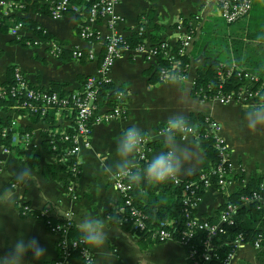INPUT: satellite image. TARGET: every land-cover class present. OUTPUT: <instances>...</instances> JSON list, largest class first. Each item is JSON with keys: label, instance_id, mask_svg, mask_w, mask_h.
<instances>
[{"label": "crops", "instance_id": "1", "mask_svg": "<svg viewBox=\"0 0 264 264\" xmlns=\"http://www.w3.org/2000/svg\"><path fill=\"white\" fill-rule=\"evenodd\" d=\"M252 9L257 13L264 11V0H254ZM82 10L83 6L72 3L69 12L73 13H68L59 20L26 10L7 14L5 19L15 15L35 22L52 40L63 47V52L56 56L47 41H41L36 46H21L16 44V40L9 33H0V83L6 81L10 68L19 67L28 84L43 91H48L52 85L64 86L66 93L80 91L82 81L96 75L105 52L104 39L110 33L107 20L102 19L94 26L100 39L96 42L80 39L79 26L86 18ZM116 14L121 22L115 31L125 39L140 29H144L149 37L150 25H157L163 30L161 42H167L171 49H174L179 41L177 22L183 20L187 24L198 15L196 37L187 50L190 54L187 75L176 84L165 82L152 85L147 72L154 68L155 64L154 61H148L144 54L126 51L115 61L109 78L115 88L123 90V117L92 128L90 148L82 150L78 158L80 174L75 185L76 200L64 189L66 175L60 171L62 165L57 164L55 158L44 148V124L28 118L17 119L16 130L30 129L34 134L33 142L20 156H5L0 146V191L13 185L14 173L21 167L32 169L38 186H22L17 193L14 207H0V255L7 253V246L12 238L23 233L26 238H37L47 249L45 260L39 264H53L58 257L57 245L60 237L35 217L43 209L49 210V217L54 222L69 215L76 235V223L84 214L102 217L116 214L121 195L113 185L115 173H109L106 168L118 159L115 152L118 138L125 129L133 125L139 127L154 142L148 154L149 160L153 154L162 150L163 135H158L157 131L167 126L171 117L183 115L187 119L190 116H203L218 123L219 133L228 147L232 166L229 185L224 191L213 188L205 190L196 207L198 219L214 218L219 208L226 203V198L252 180L260 179L264 187V130L250 133L243 126L244 114L250 108L238 104H222L218 101H203L193 92L197 71L207 61L212 59L235 64L232 44L234 41H246L244 36L247 25L240 26L248 21L239 24L232 32V26L240 22L232 25L225 23L221 28L226 29V35L217 37L219 35L215 29L216 20L220 18L217 17L214 3L206 0H120L116 6ZM24 37L33 39L30 35ZM145 45L151 46L149 39ZM252 46L261 49L259 54L264 55V40L252 42ZM74 50L85 53L92 50L95 57L90 61H78L71 55ZM105 111L107 108H102L100 114ZM14 118L11 113L9 120ZM5 120L6 116L0 108V127L4 126ZM55 120L60 126H69L60 117H55ZM187 142L192 144L194 151L192 159L176 179L180 182L200 175L211 165L198 143L192 139ZM30 158H35L36 167H30ZM130 159L134 171L142 170L147 164L137 161L135 154ZM164 183L166 182L142 181L135 184L139 203L145 204L150 195H160L161 204L158 206L168 205L170 197L161 192V185ZM41 189L48 197L47 201H42L39 197L38 192ZM22 205L30 207L31 215H22ZM58 209L63 212L59 214ZM90 252L95 264H187L186 252L179 243L169 240L162 244H151L148 240L136 237L132 230L122 227L110 228L104 249ZM262 253L264 249L243 245L235 251L229 264H264V257L260 256ZM26 259L29 264H36L30 256ZM66 264L83 263L75 255Z\"/></svg>", "mask_w": 264, "mask_h": 264}, {"label": "built area", "instance_id": "2", "mask_svg": "<svg viewBox=\"0 0 264 264\" xmlns=\"http://www.w3.org/2000/svg\"><path fill=\"white\" fill-rule=\"evenodd\" d=\"M72 0H38L40 5L47 6L49 11V17L53 20L62 19L72 8ZM87 1V0H85ZM120 0H99L93 3L88 9V16L83 19L79 26L80 31L78 36L80 39L85 41H91L92 39H100L99 33L94 28L99 20H107V25L110 29V33L104 39L105 52L96 75L88 77L84 83L82 89L78 92L69 93L64 96H59L58 93L48 91H37L32 88L25 77L22 75L19 67L13 69V83L11 85H2L0 83V98L3 100H12L14 104L10 107L13 111L14 119L3 127L1 130V137L3 139L9 138V146H18L21 151H25L32 146L33 136L32 132H26L20 134L17 129V119L29 118L30 116L45 117L48 112L54 111L55 117L62 118L69 126L73 127L72 134L67 133L66 128L69 126H60L56 122V129L50 132L48 131V142L51 145V150L55 154V161L59 165L66 164L67 161L72 162V174L78 176L80 174V163L78 161L79 154L82 150L90 148V138L92 128L100 123L117 120L123 117V104H122V93L117 96L118 104L114 108H107L103 114H100L102 107L97 104V94L99 87L103 84L111 83L109 73L115 63L126 51H135L140 54H144L148 61H155L157 55L162 52L164 57L172 63V69H177L178 56H184L187 54V50L190 48L193 40L196 37L197 21L199 16H194L193 20L189 23H185L183 20L177 22L176 31L179 33L180 45L177 50L174 51L170 48L167 42H161L155 46L146 45L139 46L135 50H130L126 46V39L119 35L115 30L121 19L116 14V6ZM207 2H213L217 11V17L222 19L227 25L235 24L245 18H247L252 9L253 0H206ZM25 0H0V30L2 27V21L7 17V14H16L22 12L26 8ZM39 30H41L39 28ZM43 35H46L44 30H41ZM141 31V30H140ZM8 33L16 41H19L24 36L28 35L24 30L22 23H16L14 26L8 29ZM40 40L34 39V41H28L27 45H39ZM47 45L51 48L52 52L56 56H60L63 52V47L55 41H50ZM74 59L80 60L85 55L87 60L94 59V52L88 51L86 53L80 50H74L71 52ZM222 68L218 71V77L220 82L228 83L233 77L239 80L240 89L237 93H233L227 96L217 94L213 99L207 100L205 91L197 93L196 95L203 101H218L222 104H238L243 107L251 108L258 102L261 97L264 96V82L260 83L259 79L238 68L233 64L228 70H225V66L221 65ZM173 71V70H171ZM167 71L162 70V78L166 79ZM184 79L186 76H183ZM182 79V80H184ZM167 80V79H166ZM258 87L255 88V86ZM195 86V83H194ZM209 120V119H208ZM56 121V120H55ZM206 134L203 136L211 137L215 141L216 149L219 151L220 163L216 170L211 171V167L201 173L197 180L188 181L186 183L180 182L176 179L171 180L175 187L184 185L183 189V205L186 207V218L189 219L187 228L189 231L184 232L183 242L188 241L191 238V230L198 228L208 233V236H213L217 232H222L220 224H226L228 226L234 225L233 215L235 213V207L228 205L227 210L221 215L219 225H211L207 222H203L198 218H190L189 209H196L200 196L198 192L211 188V175L214 173L218 175V187L219 190L224 191L229 185V180L226 179L231 175L232 166L230 163L228 147L224 139L220 136V126L214 121H206L203 124ZM167 126L157 131L158 135H163L166 131ZM201 137L196 134L195 139L189 136L188 139H192L194 142L199 143ZM153 142L151 137L146 136L145 143L142 146V151L135 154L137 161L142 163L148 162V154L150 152V144ZM9 146L1 145L2 154L5 156L11 155ZM113 185L117 192L121 195L123 202L122 208L118 211L124 213L125 208L130 211L131 220H133L132 229L140 232H148L146 226L147 217L141 211L136 209L133 205L132 192L134 186L125 177L115 173L113 175ZM264 188V187H263ZM69 196L76 200L77 193L75 184L71 183L67 190ZM245 204L253 203L255 201H261V198L253 193L251 196L243 197L241 199ZM23 216L31 215V210L28 205H22ZM35 217L41 220L44 225L53 233L59 235L60 240L57 245L58 257L53 264H66L73 256H77L83 264H95L94 257L90 251H82L79 247H72L70 238V229L73 227L72 218L67 215L63 220L54 222L49 217V210L43 209L35 215ZM126 216L122 218L123 223L130 221ZM173 223L161 224L159 229L153 234L152 240L154 242H166L173 240L171 232L165 229L166 226H171ZM64 241H69V245L65 247ZM182 242V243H183ZM181 245V244H180ZM240 241L235 243V251L242 247ZM209 247V243L206 244L205 253L202 255L204 262L199 263L197 261L194 264H210L212 252ZM255 248H259L256 244ZM231 253L226 261V264L232 260L234 253ZM195 252L190 254V258H193Z\"/></svg>", "mask_w": 264, "mask_h": 264}, {"label": "trees", "instance_id": "3", "mask_svg": "<svg viewBox=\"0 0 264 264\" xmlns=\"http://www.w3.org/2000/svg\"><path fill=\"white\" fill-rule=\"evenodd\" d=\"M97 1L99 0H72L71 3H74L78 6H83L82 12L85 16H88V9L93 3ZM25 2L27 6L25 8L26 11H31L35 14L49 15L48 7L40 5L38 0H25ZM251 10L252 11H250L249 16L247 17L248 24L246 26L244 36L246 41H234L232 44V51L236 66L256 76L259 79L260 83H263L264 55L259 54V51L261 49L259 50L254 48L252 46V42H262L264 40V11L257 13V11L255 12V10ZM68 13L73 12L71 11ZM16 23H22L25 32H27L28 35L33 37V39L23 37L19 41H15L18 45L26 46L28 41H34V39L40 40L42 42L54 41L52 40V37L50 35H43L41 31L42 29L38 27L35 22L28 19L15 17V15H12V17L6 18L2 21L0 33H8V29L14 26ZM39 28L41 30H39ZM149 29L151 31L149 37L144 29H140L141 31L138 30L137 32L133 33L130 37H128L126 39V46L128 47V49L135 50L139 46L145 45L148 39L151 46H155L161 43V36L163 34V30L160 29V27L157 25H150ZM96 41L97 40L92 39L90 42ZM179 45L180 42L178 41V44L173 50L176 51ZM86 57L87 56L85 55L78 61H85L87 60ZM177 61V69H172V63H170V61L164 57L163 53L160 52L157 55L156 60L154 61L155 67L147 72L150 84L154 85L157 83L167 82L166 79H161L162 70L167 71L169 73L172 72L171 70H173L179 72L182 76H186L190 64V54L187 53L184 56H178ZM232 63L233 62L224 63L218 60L212 61V59L207 61L204 66L197 71V78L195 80V86L193 91L194 94L196 95L197 93L204 90L207 100H211L219 93L223 96L237 93L240 89L239 80L237 78L233 77L228 83H222L220 82L218 77V71L222 68L221 65H224L225 70H228L233 65ZM13 69L14 67L8 70L6 81L1 83L2 85H5V87L13 83ZM86 79L87 78L82 81L80 89H82V87L84 86ZM31 87L37 91H43L38 87ZM256 87H258V85H256L255 88ZM48 92L58 93L59 96L69 94L64 91V86L60 85H52ZM122 92V89L115 88L112 83L103 84L99 87V92L97 94V104L99 105V107L102 108H114L118 104L117 96L119 93ZM13 104L14 102L10 99L3 100L0 98V108L6 116V120L4 122L3 127H6L7 124L10 123L9 116L11 113H13V111L10 110V107ZM28 119L32 120L33 122H41L44 124L45 130L42 133L44 138L43 145L45 150H47V152L55 158V154L52 152L51 145L48 142V131L52 132L54 131V129L58 128L55 125V112L50 111L43 118H41L40 116H30ZM187 121L190 126H193L197 129V135L201 137V140L198 143L199 147L203 151L205 158L210 161L211 171L214 172L220 163V155L219 151L216 149L215 141L211 137H203L206 134L203 124L209 120L203 116H190L189 118H187ZM197 122H199V125H197ZM1 124L2 122L0 123V125ZM3 127H0V146H9V138L3 139L1 137V130ZM72 128L73 127L71 126L67 127V133L72 134ZM18 132L20 134H23L26 132H31V130H21L18 128ZM153 144L154 142H152L149 146L152 147ZM9 148L11 150L12 155L17 154L20 156L21 154H23V152L18 146H9ZM28 161L30 167H36L35 158H30ZM71 166L72 162L67 161L66 164H63L60 167V171L66 175V182L64 184V189L66 192L70 184L74 183L75 185H77L79 179V175L73 176ZM198 177L199 175L194 178L185 180L183 181V183L197 180ZM226 179L229 180V177H227ZM165 182L166 183L161 185V192L164 193H162L163 195H167L168 197H170V203L165 207L158 206L161 204L160 199L162 198V196L160 195H150L149 198L146 199L145 204L139 203V201L137 200L138 189L136 185L132 183V185L134 186V190L132 192L133 205L136 209L146 215V226L149 231L142 233L140 231H134L132 229L133 220L130 219L131 216L129 209L125 208L124 213H119L118 211L120 208L124 207L121 199V202L118 204L115 210L116 214L114 215L119 216L121 219L125 216L130 219V221L128 220L127 222L122 224L121 227L123 229L132 230L133 234H135L136 237H139L142 240H148V242L151 244H162V242H154L152 240L153 234L159 229L161 224L173 223V225L171 226H166L165 229L172 233L173 241L181 244L184 248L187 255V264H194L195 261L199 263L204 262L201 257L205 253L207 243H209V247L212 252L210 264H226L228 256L235 251L236 241H240L243 245L253 247L258 244L260 249H264V188L261 185L260 179L252 180L245 187L239 189L238 191L227 197L226 203L219 208L214 218L201 219L203 222H207L211 225H219L221 215L227 210L228 205H232L236 208L235 213L233 215L234 225L228 226L226 224H220L219 227L222 232H217L213 236H208V233L204 230L193 228L191 230V238H189V240L185 242H183L184 232L189 231V228H187V223L189 219L186 218L185 212L187 209L183 205L184 185L175 187L172 180L170 182ZM217 183L218 175L213 173L211 175V188L219 190ZM204 192V190L198 192L200 198L202 197ZM253 193H256L261 198L260 202L255 201L253 203L245 204L241 201L243 197L251 196ZM188 213H190L191 219L197 218L196 209H189ZM73 229L74 228L72 227L69 231V237L72 239L76 237V234L74 233ZM192 252H195V255L193 256V258H190L189 256ZM260 256L264 257V253L260 254Z\"/></svg>", "mask_w": 264, "mask_h": 264}, {"label": "clouds", "instance_id": "4", "mask_svg": "<svg viewBox=\"0 0 264 264\" xmlns=\"http://www.w3.org/2000/svg\"><path fill=\"white\" fill-rule=\"evenodd\" d=\"M167 82L176 84L184 77L177 71L166 73ZM248 132L256 133L264 130V96L260 102L252 106L244 114V125ZM197 129L188 124L185 116L171 117L167 129L163 134V148L153 154L142 170L133 171L130 157L142 151L146 135L133 125L125 129L116 142L115 152L118 157L113 164L107 166L109 173H118L130 183L139 184L142 181L162 183L169 179H178L184 171L185 165L192 159L193 146L187 142L189 136L195 139ZM27 184H36L35 173L29 167H21L14 173V183L0 191V207L9 209L14 207L19 189ZM42 201H47L43 189L38 192ZM62 213V209L57 210ZM123 220L117 215L102 217L84 214L76 223L77 235L71 241L72 247H79L82 251L104 249L109 236V229H119ZM67 247L69 241H64ZM7 253L0 255V264H29L27 257L39 264L45 260L47 249L35 238H26L23 233L12 238L8 244Z\"/></svg>", "mask_w": 264, "mask_h": 264}, {"label": "rangeland", "instance_id": "5", "mask_svg": "<svg viewBox=\"0 0 264 264\" xmlns=\"http://www.w3.org/2000/svg\"><path fill=\"white\" fill-rule=\"evenodd\" d=\"M246 21H248V18H245V19H243V21L241 20V21H239L240 23H238V24H236V25H233L232 26V28H233V30H231V32L232 31H235V27H237V26H239V24H241V23H243V22H246ZM216 25H217V28L215 27V29H217V31H218V35L219 36H217V37H220V36H225L226 35V29L225 28H221V27H223V25L225 24V22L222 20V19H217L216 20ZM248 23H246V24H244L243 26H240V27H244L245 25H247ZM226 25V24H225Z\"/></svg>", "mask_w": 264, "mask_h": 264}]
</instances>
